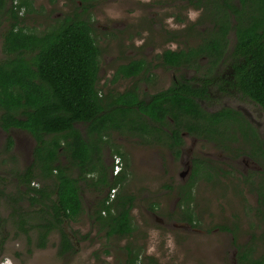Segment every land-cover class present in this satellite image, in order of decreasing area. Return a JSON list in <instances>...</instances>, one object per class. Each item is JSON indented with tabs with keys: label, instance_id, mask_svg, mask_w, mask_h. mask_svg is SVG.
<instances>
[{
	"label": "rangeland",
	"instance_id": "1",
	"mask_svg": "<svg viewBox=\"0 0 264 264\" xmlns=\"http://www.w3.org/2000/svg\"><path fill=\"white\" fill-rule=\"evenodd\" d=\"M213 6L214 0H34L32 10L23 8L20 16L38 33L67 16L87 20L100 49L98 89L104 97L137 84L140 95L148 98L174 82L187 79L199 86L208 78L210 98L201 102L205 109L239 110L264 138V111L228 83V55L212 71L205 60L197 70L162 62L164 51L197 47L213 35L217 21ZM7 28L6 20H0V60L5 58L2 42ZM230 40L227 51L234 47V32ZM135 60L145 62V71L113 83L116 69ZM77 127L86 131L83 124ZM35 146L29 132L0 128V264H131L135 256L134 264H235L240 246L249 260L258 262L264 256V215L258 198L264 189L259 169L250 168V159L229 160L222 148L190 135L184 137L183 153L177 159L165 145L118 132L105 136L102 154L110 168L115 156L122 159L127 179L116 187V195L134 198L133 234L108 238L100 230L95 216L109 190L98 183V174H92L81 183L82 214L65 223L74 251L59 255V231L40 248L33 225L43 213L28 199L22 200L26 187L19 179L33 162ZM196 158L214 166L222 163L217 178L216 173L211 179L194 174ZM61 161L67 162L64 157ZM246 167L249 176L243 181ZM49 183L40 179L33 186ZM21 217L27 218V232L19 226ZM249 260L244 264H254Z\"/></svg>",
	"mask_w": 264,
	"mask_h": 264
},
{
	"label": "trees",
	"instance_id": "2",
	"mask_svg": "<svg viewBox=\"0 0 264 264\" xmlns=\"http://www.w3.org/2000/svg\"><path fill=\"white\" fill-rule=\"evenodd\" d=\"M33 1L0 0V20L8 23L2 42L5 58L0 60V128L27 131L36 141L33 162L19 179L26 187L22 200L28 199L43 213L33 225L38 247L45 248L49 236L59 231V255L74 251L65 223L82 214L81 183L88 177L98 174V183L109 191L126 181V173L122 170L113 176V168L103 158L105 136L111 132L165 145L177 159L184 134L214 143L226 153L242 140L241 156L264 146L258 130L241 112L228 107L209 112L201 105V100L210 98L208 78L199 86L183 79L148 98L140 95L137 84L104 97L98 89L100 49L91 24L79 16H67L47 31L35 32L20 16L22 10H32ZM216 4L213 35L197 47L164 51L162 62L171 68L197 70L205 60L212 71L225 57L233 31L236 74L232 84L264 111V0H216ZM145 69L142 60L122 64L112 82L138 77ZM78 124L85 125L86 131ZM13 142L9 137L10 147ZM193 165L194 174L208 179L219 171L209 160L196 158ZM40 179L51 183L33 186ZM108 201L107 195L95 222L108 238L130 237L133 196L116 195ZM26 224L27 218L21 217L19 226L25 232ZM241 257L249 260L247 255ZM249 261L264 264V256L261 261ZM136 262L137 256L131 264Z\"/></svg>",
	"mask_w": 264,
	"mask_h": 264
},
{
	"label": "flooded vegetation",
	"instance_id": "3",
	"mask_svg": "<svg viewBox=\"0 0 264 264\" xmlns=\"http://www.w3.org/2000/svg\"><path fill=\"white\" fill-rule=\"evenodd\" d=\"M200 1H202V0H195V2H200ZM213 9L214 10H216L217 9V4H216V0H214V6H213ZM233 31H230V33H229V35H228V39H229V43H228V46L230 45V43H231V40H230V34L232 33ZM232 52H233V48L231 49V50H229V51H227L226 53H225V56L226 55H228L229 56V69H230V72H229V76H228V83H233L234 81H235V74H236V69L234 68V66H235V61L233 60L234 59V57H233V54H232ZM224 59V58H223ZM241 60H243V58L241 57ZM223 61V60H222ZM221 61V62H222ZM243 63H244V60H243ZM202 101H206V100H201L200 102H202ZM201 105H202V103H201ZM203 106V105H202ZM204 107V106H203ZM205 108V107H204ZM225 108V107H224ZM228 108H230V107H228ZM223 109V108H222ZM207 110V109H206ZM221 110V109H220ZM236 110V109H235ZM208 111V110H207ZM218 111V110H217ZM237 111H239V110H237ZM209 112H216V111H209ZM240 112V111H239ZM242 113V112H241ZM243 114V113H242ZM244 115V114H243ZM245 116V115H244ZM246 117V116H245ZM186 135H189V134H184V137L186 136ZM191 136V135H190ZM259 136H260V138L262 139V140H264V138L261 136V134L259 133ZM238 139H240V138H238ZM242 140H240V142H238V143H236L235 145H234V147H235V149L232 151V150H230V151H228L227 150V153H226V155H227V159H229V160H232V161H237L238 160V158L239 157H241V159L243 158V160L242 161H244V158L245 159H250L251 160V163L253 164V165H251L250 166V168L251 169H259L258 171H257V173L259 174V179H260V182L262 183V187L261 188H263L264 189V146H262V149L261 150H259L258 148H257V150H255L254 152H251V150H250V152H248V155H242L241 156V154H242V152L244 151L243 149H244V146H243V143L241 142ZM166 147V146H165ZM167 148V147H166ZM238 148H240L239 150H238ZM168 149V148H167ZM252 149V148H251ZM169 150V149H168ZM182 150H183V148H182ZM170 151V150H169ZM171 152V151H170ZM172 153V152H171ZM182 153H183V151H182ZM173 154V153H172ZM182 156V155H181ZM222 164V163H221ZM221 164H217V165H215V166H220ZM212 165L214 166V164H213V162H212ZM230 168L232 167V166H229ZM219 170H221L220 168H219ZM122 171V170H121ZM217 176H218V172H217V174L215 175V177L217 178ZM247 176H249V168L248 167H246V169H245V177H244V174H242V176H241V178H243V181H244V179L247 177ZM211 177H214V176H211ZM258 198L261 200V202H260V206H261V208L263 209V213H262V215H264V191L261 193H259L258 194ZM104 213V212H103ZM262 218L264 219V216H262ZM236 252H237V255H235L234 256V263L235 264H244V260L242 259V255L244 254V246H240V247H238V249H236Z\"/></svg>",
	"mask_w": 264,
	"mask_h": 264
},
{
	"label": "built area",
	"instance_id": "4",
	"mask_svg": "<svg viewBox=\"0 0 264 264\" xmlns=\"http://www.w3.org/2000/svg\"><path fill=\"white\" fill-rule=\"evenodd\" d=\"M122 169V161L120 157L114 158V174L117 175ZM117 189H112L110 193V197L113 199L115 197Z\"/></svg>",
	"mask_w": 264,
	"mask_h": 264
},
{
	"label": "clouds",
	"instance_id": "5",
	"mask_svg": "<svg viewBox=\"0 0 264 264\" xmlns=\"http://www.w3.org/2000/svg\"><path fill=\"white\" fill-rule=\"evenodd\" d=\"M115 157H116V156H115ZM117 157H120V156H117ZM120 158H121V157H120ZM121 161H122V159H121ZM113 162H114V159H113ZM122 165H123V164H122ZM112 168H113V172H112V174H114V163H113V167H112ZM121 170H122V169H121ZM120 172H121V171H120ZM120 172H119V173H120ZM119 173H118V174H119ZM118 174H117V175H118ZM113 176H116V175L114 174ZM113 189H117V188H113ZM111 190H112V189H111ZM111 190H110L109 193H108L109 201L107 202V204H109V202H111V201L115 198V197H114V198L112 199V198L110 197ZM116 192H117V191H116ZM115 196H116V194H115ZM104 213H105V212H104Z\"/></svg>",
	"mask_w": 264,
	"mask_h": 264
}]
</instances>
